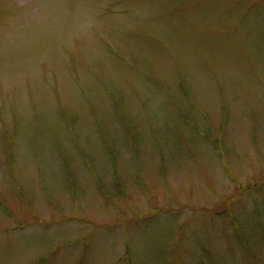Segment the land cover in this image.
<instances>
[{"label": "rangeland", "instance_id": "obj_1", "mask_svg": "<svg viewBox=\"0 0 264 264\" xmlns=\"http://www.w3.org/2000/svg\"><path fill=\"white\" fill-rule=\"evenodd\" d=\"M0 264H264V0H0Z\"/></svg>", "mask_w": 264, "mask_h": 264}]
</instances>
